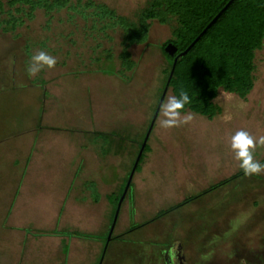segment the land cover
Masks as SVG:
<instances>
[{
  "label": "crops",
  "instance_id": "0c3cea01",
  "mask_svg": "<svg viewBox=\"0 0 264 264\" xmlns=\"http://www.w3.org/2000/svg\"><path fill=\"white\" fill-rule=\"evenodd\" d=\"M6 21L0 20V247L11 258L2 264H121L130 238L157 246L138 251L131 264H196L197 252L213 258L219 229L204 232L196 219L201 203L221 188L206 192L221 182L192 185L198 192L189 193L179 182L187 171L182 151L169 144L160 111L152 125L156 88L166 90L170 71L162 51L169 68L160 62L157 82L156 53L141 73L137 66L122 75L58 61L29 77L26 66L45 51L44 41L19 34L26 22L14 31ZM186 128L170 130L177 137Z\"/></svg>",
  "mask_w": 264,
  "mask_h": 264
},
{
  "label": "rangeland",
  "instance_id": "374dc122",
  "mask_svg": "<svg viewBox=\"0 0 264 264\" xmlns=\"http://www.w3.org/2000/svg\"><path fill=\"white\" fill-rule=\"evenodd\" d=\"M71 1L76 4L77 0ZM93 1L106 5L131 22H137L139 13L148 2V0ZM151 24L149 43L132 46L130 52L136 62L137 73L142 72L141 66L153 57L152 53L158 55L155 58L157 61L154 60L152 63L154 69L151 72V76L153 74L157 82L160 81V62L162 61L167 67L160 50L163 44L171 38L174 24L166 26L158 22ZM104 26L106 24L97 23L92 18L84 20L68 10L53 13L50 17L38 10L34 20H27L26 25L18 32L24 36L41 37L42 39L38 40L44 41L45 51L53 55L61 65L69 63L76 69L84 68L112 74L115 71H122L119 57L123 48V32L120 29L103 31ZM255 66L254 89L246 100L220 91L215 101L222 109L219 117L209 121L204 117L193 116L198 127L203 125V130L199 128L196 132L192 128L194 121L187 124V128L183 129L181 134L178 132L177 137H175V132L168 129L170 133L166 137L170 139L169 144L182 151L179 157L187 171L181 172L179 182L181 186L187 184L190 186L187 188L189 193L198 192L191 188L192 185L205 189L209 185L222 182L242 171L239 161L234 158V153L230 148V137L237 130L244 129L255 136L264 135V47L256 53ZM142 70L145 72V67ZM138 75L141 76V74ZM141 81L138 82L139 86H141ZM155 82L150 88L155 85ZM147 85L146 82L145 86ZM169 94L171 93L167 94L163 90L157 92L156 88L159 107L156 109L152 125L159 115L161 103ZM184 149L186 153L183 152ZM254 157L261 163L264 160V147H257ZM161 187L164 188L165 183ZM201 206L204 211L199 214L196 221L204 223L206 226V230L203 229L204 232H212L214 226L218 227L219 233L214 235L212 241L213 243L219 242L220 249H217L218 251L214 249L213 258L210 257L212 252L208 256L204 255V252L200 256L197 252L198 258L195 257L194 263L264 264V173L250 177L245 175L212 194V197L203 201ZM195 210L196 208L193 209ZM210 224L213 226L210 227ZM141 236V234L138 235V237ZM2 238L4 236L0 235V241H3ZM108 240L109 237L107 242ZM126 243H129L130 247L122 251V257L119 258L122 261L121 264H131L132 261L140 260L137 252H141V249L157 247L151 242L138 241V238H130ZM6 258H11L10 251L2 250L0 247V264L4 259L7 260Z\"/></svg>",
  "mask_w": 264,
  "mask_h": 264
},
{
  "label": "trees",
  "instance_id": "16d2710c",
  "mask_svg": "<svg viewBox=\"0 0 264 264\" xmlns=\"http://www.w3.org/2000/svg\"><path fill=\"white\" fill-rule=\"evenodd\" d=\"M231 1L148 0L137 22H131L93 0H77L76 4L71 0H0V20L5 17V26L15 31L23 27L27 20H34L38 10L45 12L48 17L68 10L84 20L92 18L97 23L106 24L103 31L120 29L123 32V48L119 57L122 75L134 71L136 63L132 60L130 48L149 43L152 22L163 26L174 24L171 38L161 49L170 65L165 88L168 86L175 96H179L181 90L188 93L191 103L185 106L182 114L190 111L212 121L222 114V109L215 103L220 91L236 95L242 100H246L253 91L256 53L264 47V0H235L195 44ZM169 44L178 50L174 57L165 52ZM193 44V49L180 57ZM144 153L141 154L140 162ZM261 163L264 164V160ZM244 176L242 170L206 193Z\"/></svg>",
  "mask_w": 264,
  "mask_h": 264
},
{
  "label": "clouds",
  "instance_id": "9594fccd",
  "mask_svg": "<svg viewBox=\"0 0 264 264\" xmlns=\"http://www.w3.org/2000/svg\"><path fill=\"white\" fill-rule=\"evenodd\" d=\"M58 63L57 59L44 50L34 53L26 66L29 77H35L45 68L53 69ZM191 103L188 93L181 90L179 96L169 95L160 105V119L158 123L164 129L189 124L193 116L191 113L182 115L185 106ZM257 147H264V135L255 136L247 130H237L230 137V148L234 158L239 161V167L246 176L264 173V164L255 159Z\"/></svg>",
  "mask_w": 264,
  "mask_h": 264
},
{
  "label": "water",
  "instance_id": "95a60500",
  "mask_svg": "<svg viewBox=\"0 0 264 264\" xmlns=\"http://www.w3.org/2000/svg\"><path fill=\"white\" fill-rule=\"evenodd\" d=\"M235 0H232L229 5L214 19V21L209 25V27L201 34V36L196 40L195 44L207 33V31L218 21V19L225 13V11L233 4ZM195 44H193L186 52L182 53L180 55V57H184L191 49H193V47L195 46ZM165 52L171 56L174 57L176 55V53L178 52L177 48L175 46H173L172 44H169L166 49ZM177 63V59L175 61V65ZM175 67V66H174ZM168 90V86L166 87L165 93Z\"/></svg>",
  "mask_w": 264,
  "mask_h": 264
}]
</instances>
